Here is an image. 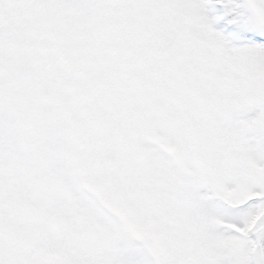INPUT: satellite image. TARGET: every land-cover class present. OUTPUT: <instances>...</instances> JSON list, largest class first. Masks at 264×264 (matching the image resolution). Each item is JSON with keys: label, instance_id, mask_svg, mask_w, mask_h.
<instances>
[{"label": "snow or ice", "instance_id": "snow-or-ice-1", "mask_svg": "<svg viewBox=\"0 0 264 264\" xmlns=\"http://www.w3.org/2000/svg\"><path fill=\"white\" fill-rule=\"evenodd\" d=\"M0 264H264V0H0Z\"/></svg>", "mask_w": 264, "mask_h": 264}]
</instances>
